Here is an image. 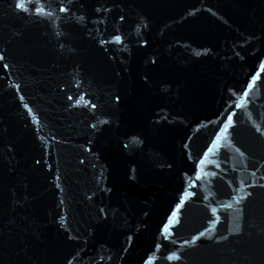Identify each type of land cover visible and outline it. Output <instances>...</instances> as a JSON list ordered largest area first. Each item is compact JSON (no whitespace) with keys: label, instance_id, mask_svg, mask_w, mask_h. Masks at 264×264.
<instances>
[{"label":"water","instance_id":"95a60500","mask_svg":"<svg viewBox=\"0 0 264 264\" xmlns=\"http://www.w3.org/2000/svg\"><path fill=\"white\" fill-rule=\"evenodd\" d=\"M14 3L0 0V50H6V59L0 61V152L15 146L14 159L0 160V264H144L148 257L152 264H264V189H245L253 195L242 205L235 204L237 193L232 190L240 180L264 183L258 179L264 176V136L254 128L264 127V73L244 106L235 107L264 59V0H71V14L58 12L60 0H46L55 13L48 19L21 13ZM97 7L110 11L97 13ZM81 14L85 20L77 21ZM116 34L122 43L111 42ZM57 39L65 43L62 55ZM100 39L109 43L100 45ZM141 39H148L149 46H141ZM205 48L208 54L196 55ZM153 55L159 64L149 89L140 74L152 70L144 61ZM124 60L128 74L122 73L119 90L131 87L135 95L120 106L118 123L98 124L99 131L93 130L91 124L113 119L109 95L118 83L113 69L119 70ZM4 63L10 67L3 68ZM76 65L79 71H74ZM160 81L168 83L169 94H155ZM82 94L97 108L83 103L69 107ZM157 104L166 107L161 111ZM230 112L236 123L229 141L245 156L224 142L203 166L217 175L197 179L198 162L218 131L216 122ZM154 113L168 118L161 120L159 131L150 127L157 118ZM134 136L144 143L132 144ZM41 157L50 170L33 167V158ZM10 163L15 173H8ZM133 166L138 183L126 176ZM102 169L107 179H101L100 186L113 189L108 194L97 191ZM57 174L63 192L54 187ZM189 184L195 196L180 210V223L165 235L163 225ZM25 185L29 199L13 212L9 189L15 186L22 198ZM93 192L90 202L86 197ZM61 199L64 204L57 207ZM227 203H233V209L219 208ZM209 205L218 208L220 217L210 228L211 238H201L196 246L183 244L209 227L208 220L215 218ZM241 206L243 235H230L217 244L215 236L229 235ZM99 207L109 215L98 223ZM57 214L66 215L67 227L79 239L65 240ZM13 218L15 223L9 224ZM171 252L182 255L183 261H169Z\"/></svg>","mask_w":264,"mask_h":264},{"label":"snow or ice","instance_id":"6c2138e0","mask_svg":"<svg viewBox=\"0 0 264 264\" xmlns=\"http://www.w3.org/2000/svg\"><path fill=\"white\" fill-rule=\"evenodd\" d=\"M69 4H71V0H67V3L65 2V0H60V3L58 5V12L59 13H69L71 14V9L68 6ZM81 7H83V5H81ZM14 8L20 10L21 13H26L28 15H34L36 17H40L43 19H48L51 18L55 15V13L50 10V6L46 5V0H15L14 3ZM108 12L110 11L109 8H100L97 7L95 9V11L97 13L101 12ZM57 19H59V17H56ZM77 21H83L85 20V16L83 14L79 15L78 17H76ZM125 19L124 15H120L119 16V20L123 21ZM142 20V27L144 29L148 28V23L146 21V18L141 17ZM141 29V25L138 24L136 26V30L139 32ZM119 30L117 29V32ZM55 35L59 38L61 36V32L57 31L55 33ZM88 35L91 37L92 33L89 30ZM253 36H249V40L253 39ZM258 39V37H255ZM123 41V37L120 34H116L113 35L111 37V42H115V43H122ZM106 43H109V41H106L104 39H100L99 40V44L100 45H105ZM140 45L143 47H147L149 46V40L148 39H141L139 41ZM57 48L60 50V54H63V49L65 48V43L60 40L57 39ZM210 51V49H202V52H196L197 56H200L202 53L203 54H208ZM72 52H76V49H72ZM131 55V53H129V56ZM236 56H240L239 52L235 53ZM6 59V50H0V61H4ZM145 65L152 70L149 71H144L140 74V80L141 83L143 85V87L145 88H152L153 85V81L156 77V73H155V69L157 68L158 64H159V58L156 55H153L149 58H147L144 61ZM127 61L124 60L121 62V66L119 68V70L117 69H113V75L117 80V86H116V90L113 91L112 93H110L109 95V99L111 101L114 102V108H115V112L112 114L113 115V119L110 121L108 119H104V120H99L97 123H93L90 125V127L93 130H97L99 131L97 125L98 124H111V123H118L119 121V116L116 114L120 111V106L122 104L125 103V101L127 100L128 97L134 96L135 92L134 90L129 87L127 89L126 92H121L119 90V82L123 81L125 79V75H122V73L124 74H128V68H127ZM10 65L8 63H4L3 64V68L7 69L9 68ZM80 69V65H76L74 67V71H79ZM264 73V59L259 60L258 62V70H254V74L251 75L250 79L248 81H246V87L244 89H242L240 98L238 101H235V107L236 108H242L244 106V102L245 100L248 98L249 93L251 92V90L256 86L257 81L260 79V74ZM161 84V89H157V92L155 94H169L170 93V86L168 85L167 82L165 81H160ZM15 87L17 88V90H19V85H15ZM76 87H79V82L76 83ZM229 91H232L231 89H229ZM25 98L23 95L20 96V100L23 101ZM67 99L69 101H73L74 98L73 96L69 95L67 96ZM83 103L84 106L86 107H90L91 109H96L97 108V104L96 103H92L89 100H86L84 95H80L78 99H75L74 104H70L69 107H73V106H80ZM156 107L158 109H160L161 111L164 110V107L166 106H162L157 104ZM23 108L27 110V112L29 114H32V120L36 123H39L38 117L33 113V109L29 106L28 103H23ZM154 117H157L155 119H153L152 123L150 124V127L153 130L159 131L162 127L161 125V120L163 121H168L167 116H160L159 113H154ZM208 123H214L213 121H209ZM218 123V131L214 132L213 134V138L211 139L209 145L207 146L206 150L203 152V156L202 158L199 160L198 162V166H197V171H196V176L197 179H201L202 177H206V176H216L217 173L216 172H205L203 166L209 162V157L214 155L216 152H218L223 146H224V142H229L230 146L235 147V145H231V142L229 141V130L230 128H233L235 126V120L233 119V113H229L226 117V119H224L222 122H216ZM255 131L257 133H259L261 136H264V127L260 126V125H255L254 126ZM37 131H39L37 129ZM41 140H44L45 137L41 136L40 137ZM52 139H56V137H52ZM89 143H91V141H89ZM131 143L132 144H143L144 141L142 139H140L139 136H134L131 139ZM124 148H128L129 144L125 143L123 145ZM185 147H187V145H185ZM8 148V152L5 154L3 152H0V160H9L11 161L12 159H14V153H15V146L12 144L7 145ZM87 151H91V149H87ZM235 151L241 156H245V152L241 151V149L239 147H235ZM81 164L84 163V160L81 159L80 161ZM41 166H46L49 168V170L51 169V165H47L46 162L43 161V158L41 157L40 159H36L33 158V167L34 168H39ZM94 168L96 167L95 165H92ZM159 167H164L165 165L160 164L158 165ZM168 168H171L172 165L169 163L167 164ZM217 167H219V165H217ZM8 173H15L16 172V167L11 165V163L8 166L7 169ZM259 171V168H257L255 171H252L250 173L251 176L255 177L256 176V172ZM137 170L135 168V166H133L130 169V173L128 174L126 173L127 179L130 183L132 182H139V178L136 174ZM54 181H56V183L54 184L55 189L59 190L60 192H63L64 189L61 187V184L59 183L60 181V176L57 174L54 176ZM101 179H107L104 176V170L102 169L100 172V176L97 178V191L102 192L104 194H108L111 193L113 191L112 187H108L107 185H104L103 187L100 186V181ZM258 179H264V176L259 177ZM229 186H232V181H228ZM192 187V184H189L188 188H184L179 197H178V202L175 203L174 208L171 210V214L169 215L167 222L163 225V229L162 232L165 235H169L171 233V229L173 226H175L176 224L180 223V219H179V215H180V210L185 206L186 202L189 201L191 198H193L195 196L194 192L189 191V188ZM252 188H262L264 189V183H257V180H253L251 183H247L244 180H240L239 181V187L238 188H232V190L237 193V195L234 197V201L236 205H242V202L245 201L248 197L252 196L253 193L251 191H245V189H252ZM9 191L12 193V201H11V208L12 211L15 212V210L18 207H23L25 206L26 202L29 199V196L27 195V186L25 185V194L23 195V197H18L17 196V190L16 187L13 186L9 189ZM240 193H243V195H240ZM96 193L93 192L91 196H87L86 198L91 202L92 201V197L95 196ZM205 200L208 199L207 196L204 197ZM64 204V200L61 199L59 201V204L57 205V207H59L60 205ZM210 210V212L215 216L214 219H209L208 220V225L209 227H205L203 229V231H199L196 235H193L191 237L190 240H184L182 241L183 244L185 245H190V246H196L197 245V241H199L201 238L208 236L209 238H211V233H210V228H214L216 226V224L219 222V215H218V208L217 207H212V206H207ZM234 205L233 203H227V204H220L219 208L222 209H233ZM243 206L239 207L236 209V216L235 219L237 220V222L234 224L233 227H231L230 229H228V233L229 235H216L215 236V242L217 244L221 243L222 241H227L229 239V236H240L243 235V231H242V227L241 224L238 222L239 219L242 217L243 215ZM145 216L148 215V212L145 211L143 213ZM109 213L107 211H105L104 207H99L98 208V213L96 216V220L97 222H103L107 219ZM57 222L58 225L61 229H64L63 235L66 241H72L74 239H79V235H72L71 232L72 230L69 229L67 227L68 224V220L66 215H61V214H57ZM15 223V219H11L9 221V224H14ZM261 232H264V228L260 229ZM132 237L128 236L127 237V242H131ZM157 248L160 247V245H156ZM123 251H127V248H124ZM234 251V250H233ZM167 259L169 261H177V262H181L183 261L184 257L180 254H178L177 252H171L168 254ZM67 264H72V260H67ZM144 264H152V257H148L147 260L144 261Z\"/></svg>","mask_w":264,"mask_h":264}]
</instances>
